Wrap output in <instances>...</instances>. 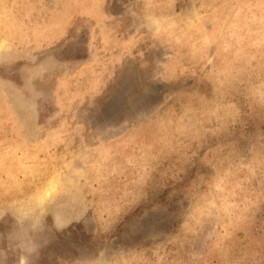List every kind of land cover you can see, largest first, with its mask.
<instances>
[{"label": "rangeland", "instance_id": "1", "mask_svg": "<svg viewBox=\"0 0 264 264\" xmlns=\"http://www.w3.org/2000/svg\"><path fill=\"white\" fill-rule=\"evenodd\" d=\"M21 263L264 264V0H0Z\"/></svg>", "mask_w": 264, "mask_h": 264}, {"label": "bare ground", "instance_id": "2", "mask_svg": "<svg viewBox=\"0 0 264 264\" xmlns=\"http://www.w3.org/2000/svg\"><path fill=\"white\" fill-rule=\"evenodd\" d=\"M47 195V194H46ZM23 259V258H22ZM22 264V263H21Z\"/></svg>", "mask_w": 264, "mask_h": 264}]
</instances>
